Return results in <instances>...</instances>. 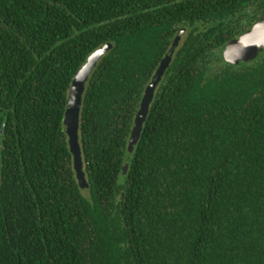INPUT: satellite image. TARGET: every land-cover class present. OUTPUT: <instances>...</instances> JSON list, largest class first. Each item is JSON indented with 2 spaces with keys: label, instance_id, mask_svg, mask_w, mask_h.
Here are the masks:
<instances>
[{
  "label": "trees",
  "instance_id": "trees-1",
  "mask_svg": "<svg viewBox=\"0 0 264 264\" xmlns=\"http://www.w3.org/2000/svg\"><path fill=\"white\" fill-rule=\"evenodd\" d=\"M262 18L264 0H0V264H264V52L224 56ZM108 43L81 111L83 189L66 103Z\"/></svg>",
  "mask_w": 264,
  "mask_h": 264
},
{
  "label": "water",
  "instance_id": "water-1",
  "mask_svg": "<svg viewBox=\"0 0 264 264\" xmlns=\"http://www.w3.org/2000/svg\"><path fill=\"white\" fill-rule=\"evenodd\" d=\"M185 29H182L175 37L170 50L161 60L152 80L147 85L140 109L135 118V124L129 140V150L134 151L138 144L145 122L150 113L152 102L155 98L156 90L162 81L167 69L169 68L176 49L180 45ZM110 43L99 47L92 52L84 65L76 72L69 89L68 100L66 103L64 129L68 135L69 148L73 155V166L81 188H89L87 174L84 169L83 152L80 143V121L83 107L84 94L86 86L93 70L99 61L111 50ZM264 52V18L258 20L254 25L241 34L230 40L225 49L224 56L232 64L249 62L255 60L260 53ZM129 164L123 167V173L126 174Z\"/></svg>",
  "mask_w": 264,
  "mask_h": 264
}]
</instances>
